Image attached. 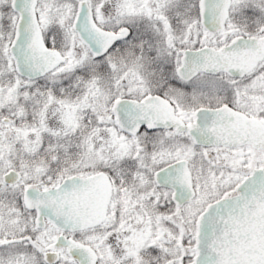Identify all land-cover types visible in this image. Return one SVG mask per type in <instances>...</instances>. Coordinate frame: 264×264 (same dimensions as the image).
<instances>
[{
	"label": "snow or ice",
	"instance_id": "obj_1",
	"mask_svg": "<svg viewBox=\"0 0 264 264\" xmlns=\"http://www.w3.org/2000/svg\"><path fill=\"white\" fill-rule=\"evenodd\" d=\"M0 264H264V0H0Z\"/></svg>",
	"mask_w": 264,
	"mask_h": 264
}]
</instances>
